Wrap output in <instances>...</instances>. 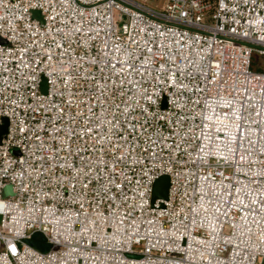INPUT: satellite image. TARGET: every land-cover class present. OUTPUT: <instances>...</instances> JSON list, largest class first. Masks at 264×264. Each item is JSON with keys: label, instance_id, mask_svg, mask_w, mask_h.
Instances as JSON below:
<instances>
[{"label": "built area", "instance_id": "obj_1", "mask_svg": "<svg viewBox=\"0 0 264 264\" xmlns=\"http://www.w3.org/2000/svg\"><path fill=\"white\" fill-rule=\"evenodd\" d=\"M148 3L0 0V264H264V0Z\"/></svg>", "mask_w": 264, "mask_h": 264}, {"label": "water", "instance_id": "obj_2", "mask_svg": "<svg viewBox=\"0 0 264 264\" xmlns=\"http://www.w3.org/2000/svg\"><path fill=\"white\" fill-rule=\"evenodd\" d=\"M32 16L34 19H39V12L34 11L32 13ZM6 42L0 38V44H5ZM7 129V120L3 119L2 124L0 125V142L4 134H6ZM168 187H169V178L167 176H163L159 178L153 187V194H152V204L156 200H166L167 199V193H168ZM10 192V187H6L4 189V195H7ZM38 239V241H36ZM29 244L38 249L41 252H46L49 248L47 244L44 242V238L42 235L36 233L33 235L32 240L29 241Z\"/></svg>", "mask_w": 264, "mask_h": 264}, {"label": "rangeland", "instance_id": "obj_3", "mask_svg": "<svg viewBox=\"0 0 264 264\" xmlns=\"http://www.w3.org/2000/svg\"><path fill=\"white\" fill-rule=\"evenodd\" d=\"M139 1H145V0H139ZM148 4L153 6H160L162 5V0H148ZM252 67L256 71L264 72V57L260 56L258 54H253L252 56ZM43 91V89H42Z\"/></svg>", "mask_w": 264, "mask_h": 264}]
</instances>
